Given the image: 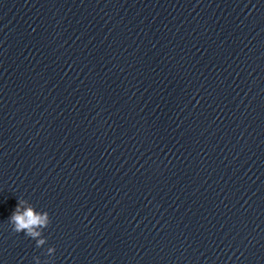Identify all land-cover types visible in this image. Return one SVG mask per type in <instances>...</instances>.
I'll list each match as a JSON object with an SVG mask.
<instances>
[{
  "label": "clouds",
  "instance_id": "clouds-1",
  "mask_svg": "<svg viewBox=\"0 0 264 264\" xmlns=\"http://www.w3.org/2000/svg\"><path fill=\"white\" fill-rule=\"evenodd\" d=\"M24 204H29V206L22 210L21 206ZM8 223L12 227V230L14 232H23L26 236L35 239L40 235V233L35 230L36 227L40 225L48 226L50 224V221L49 214L46 211L37 212L35 210V207L28 200L21 198L18 200V205L10 216ZM36 241L37 247H40L45 243L46 238ZM54 251V248L48 249L49 253H53ZM37 264H39L38 258Z\"/></svg>",
  "mask_w": 264,
  "mask_h": 264
}]
</instances>
